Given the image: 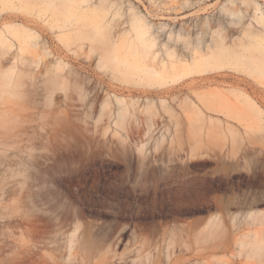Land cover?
Instances as JSON below:
<instances>
[{
	"label": "rangeland",
	"instance_id": "1",
	"mask_svg": "<svg viewBox=\"0 0 264 264\" xmlns=\"http://www.w3.org/2000/svg\"><path fill=\"white\" fill-rule=\"evenodd\" d=\"M82 8L104 19L79 41L75 26H53L48 4L0 9V90L13 71L14 95L2 97L29 115L24 128L0 125V264L68 263L64 247L29 243V216L43 241L87 222L98 264H264V127L245 100L264 115L259 51H250L264 37V0ZM137 22L146 62L169 78L126 71L142 64ZM12 26L34 38L20 45ZM221 49L230 56L220 66L196 70Z\"/></svg>",
	"mask_w": 264,
	"mask_h": 264
},
{
	"label": "bare ground",
	"instance_id": "2",
	"mask_svg": "<svg viewBox=\"0 0 264 264\" xmlns=\"http://www.w3.org/2000/svg\"><path fill=\"white\" fill-rule=\"evenodd\" d=\"M86 1L87 0H48V1L47 0H35V3L36 4H40V3L48 4V6L53 7L52 17H53V20L55 21L53 26H56L57 28H62V29L66 28L67 26H71V27L75 26L74 27L75 29L72 30L73 31L72 33L73 41H79V40H86L92 33H99L103 27L102 21L104 17L102 15H98V11L89 12V11L83 10L82 5L86 3ZM0 2L3 3L2 7H0V9L3 10L8 3V0H0ZM58 20L59 22L61 21L63 23L62 27L58 25L57 23ZM88 28H90L91 31L87 32L84 30ZM23 30L24 31H22L21 29L15 26L7 28V32H9V34L13 36L20 43V45L25 46L26 40L33 39L34 34H32L31 30H28L26 28H23ZM135 30H136L138 39L142 42L144 46L143 57L141 58L142 64L140 66H138L136 63L127 65L126 71L128 73H131L137 70L139 74L140 73L143 74V79L158 80V79L169 78V75L165 72V70L159 71L154 66L146 62L150 47L149 45L145 43L146 31L141 22H137L135 26ZM254 41L255 42L252 44L250 51L252 52L253 50L259 51V54H258L259 61L254 64L253 69H255L256 71H259L261 74L264 75V37H260V36L254 37ZM228 56H230L229 52L225 51L224 49H221L220 58L212 57L209 59V64L202 63L201 65H195V68L199 72L208 70L207 68L208 65L210 68L214 69L216 66H220L222 61ZM40 58H42L41 55L38 58V60ZM0 63H2L1 58H0ZM2 67L3 65L0 64V69ZM13 69H14V66H13ZM182 72L183 70H174L173 73H174V76H179L182 74ZM12 77H13V71H8L6 72V74L3 75L4 81L2 83V86L5 87V90H0V121H1L0 125L2 127L6 126L8 128H14V127L24 128L25 126L24 124L28 122L27 118L29 115L22 116L19 112H17V110L13 106L9 105V103L2 97L3 93L14 95V92L8 89L11 85ZM18 85H19V82L15 83V86H18ZM242 96H244V94ZM245 100L247 101V104L249 105L250 109L256 114L257 119L259 121H262V124L264 127L263 110L259 107V105L256 102L252 100L249 101L248 99H245ZM121 111L123 110L121 109L120 112L118 113L119 117L123 113ZM33 121L34 119L32 118L29 122H33ZM11 136L13 137V135ZM24 222H25V227H26L25 230L29 238V243H32L34 239L36 238L41 239L39 241L40 251L46 245L53 246L58 249H61L64 247L66 250V253L68 254L67 264H98L99 263V252L101 250V246L97 243L96 240L93 239L92 235L88 233L89 226L87 222H79V221L74 222L75 224L72 228L73 232H70V233L69 231L65 232V230L61 231V229L63 228L61 227V225H59L58 230H55L53 232V235L49 237V239L47 238V241L42 240V238H45V236H43V232H42L43 229L41 230V224H40L41 222L38 219H34L33 217L29 216V218L25 220ZM31 252L32 250L31 248H29L28 254H27V256L29 255V257H27L29 258V261L32 260ZM41 256L42 254L40 255V257Z\"/></svg>",
	"mask_w": 264,
	"mask_h": 264
}]
</instances>
